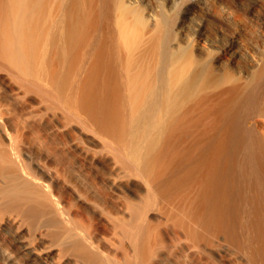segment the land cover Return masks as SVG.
Masks as SVG:
<instances>
[{"label": "bare ground", "instance_id": "1", "mask_svg": "<svg viewBox=\"0 0 264 264\" xmlns=\"http://www.w3.org/2000/svg\"><path fill=\"white\" fill-rule=\"evenodd\" d=\"M0 264H264V0H0Z\"/></svg>", "mask_w": 264, "mask_h": 264}, {"label": "rangeland", "instance_id": "2", "mask_svg": "<svg viewBox=\"0 0 264 264\" xmlns=\"http://www.w3.org/2000/svg\"><path fill=\"white\" fill-rule=\"evenodd\" d=\"M234 1H235V0H234ZM234 1H233V0L231 1V0H230V2H233V3H234ZM213 12H215V9H214ZM216 13H219V9L216 10ZM216 13L213 14V17H214V18H213L212 16L209 17V19H210V18H211V19H210L209 22H208V23H210L209 26L211 27V29H212L213 31H215V32H216V30H215V29H216V27H215V26H216V25H215V23H216V19H217L218 16H220V14L217 15ZM215 14H216V15H215ZM214 15H215V16H214ZM202 16H203V17L205 16V17L207 18V16H206V11H203V12H202ZM220 17H221V16H220ZM220 17H218V19H220ZM212 20H213V21H212ZM211 21H212V22H211ZM213 24H214L215 26H214ZM214 27H215V29H214Z\"/></svg>", "mask_w": 264, "mask_h": 264}]
</instances>
